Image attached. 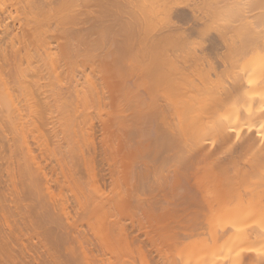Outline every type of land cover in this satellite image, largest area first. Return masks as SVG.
<instances>
[{
  "label": "bare ground",
  "instance_id": "6f19581e",
  "mask_svg": "<svg viewBox=\"0 0 264 264\" xmlns=\"http://www.w3.org/2000/svg\"><path fill=\"white\" fill-rule=\"evenodd\" d=\"M0 264H264V0H0Z\"/></svg>",
  "mask_w": 264,
  "mask_h": 264
},
{
  "label": "rangeland",
  "instance_id": "374dc122",
  "mask_svg": "<svg viewBox=\"0 0 264 264\" xmlns=\"http://www.w3.org/2000/svg\"><path fill=\"white\" fill-rule=\"evenodd\" d=\"M135 227H136V226H135ZM134 229H135V228H134ZM129 230H130V229H129ZM129 230L127 231V233H129V234L132 233V235H133V232H134L136 229L133 230V231H132V230L129 231ZM131 231H132V232H131ZM136 232H137V231H136ZM142 233H143V231L141 230V232H137V233H135V234H136V235H137V234H140V235H141ZM129 234H128V235H129ZM136 235H133V238H136L137 240H140V237H141V240L143 241V240H144V236L146 237V235H144V234L141 235V236L139 235V236H138L139 238L134 237V236H136ZM29 237L31 238L32 236H29ZM129 237H131V236H129ZM142 237H143V238H142ZM131 238H132V237H131ZM146 238H147V237H146ZM146 238H145V241H147ZM27 240H28V239H27ZM141 240H140V241H141ZM33 241H35L34 243H37L35 239H33L32 242H33ZM148 250H149V248H148ZM152 250H153V251H152ZM150 251L153 253V252H154V249H151ZM148 252H149V251H148ZM151 252H149V254H150ZM150 255H152V254H150ZM152 256H153V255H152ZM152 256H151V257H152ZM154 256L156 257L155 252H154ZM152 258H153V257H152Z\"/></svg>",
  "mask_w": 264,
  "mask_h": 264
}]
</instances>
